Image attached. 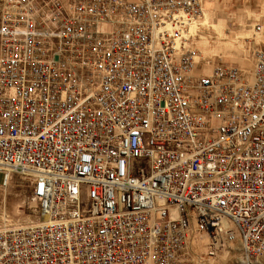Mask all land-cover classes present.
I'll return each instance as SVG.
<instances>
[{
    "label": "built area",
    "instance_id": "obj_1",
    "mask_svg": "<svg viewBox=\"0 0 264 264\" xmlns=\"http://www.w3.org/2000/svg\"><path fill=\"white\" fill-rule=\"evenodd\" d=\"M201 14L2 0L1 185L28 177L39 221L0 264H264V48L203 58Z\"/></svg>",
    "mask_w": 264,
    "mask_h": 264
},
{
    "label": "rangeland",
    "instance_id": "obj_2",
    "mask_svg": "<svg viewBox=\"0 0 264 264\" xmlns=\"http://www.w3.org/2000/svg\"><path fill=\"white\" fill-rule=\"evenodd\" d=\"M202 14L195 28V45L205 59L221 58L228 65L250 72L254 53L264 48V37L255 27L264 25V0H201ZM0 0V11H1ZM0 174V230L25 228L38 223L28 177L14 175L2 186Z\"/></svg>",
    "mask_w": 264,
    "mask_h": 264
},
{
    "label": "bare ground",
    "instance_id": "obj_3",
    "mask_svg": "<svg viewBox=\"0 0 264 264\" xmlns=\"http://www.w3.org/2000/svg\"><path fill=\"white\" fill-rule=\"evenodd\" d=\"M49 218L48 217H44L42 221H48Z\"/></svg>",
    "mask_w": 264,
    "mask_h": 264
}]
</instances>
